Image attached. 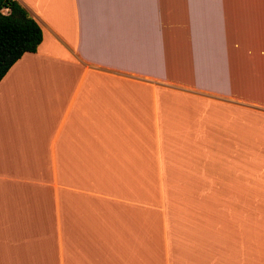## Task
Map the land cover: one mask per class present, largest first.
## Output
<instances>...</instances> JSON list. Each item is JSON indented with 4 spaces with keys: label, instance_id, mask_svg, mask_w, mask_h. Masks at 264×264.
<instances>
[{
    "label": "crops",
    "instance_id": "1",
    "mask_svg": "<svg viewBox=\"0 0 264 264\" xmlns=\"http://www.w3.org/2000/svg\"><path fill=\"white\" fill-rule=\"evenodd\" d=\"M14 1L0 264H264V0Z\"/></svg>",
    "mask_w": 264,
    "mask_h": 264
},
{
    "label": "trees",
    "instance_id": "2",
    "mask_svg": "<svg viewBox=\"0 0 264 264\" xmlns=\"http://www.w3.org/2000/svg\"><path fill=\"white\" fill-rule=\"evenodd\" d=\"M42 34L39 25L14 0H0V79L24 53H34Z\"/></svg>",
    "mask_w": 264,
    "mask_h": 264
},
{
    "label": "rangeland",
    "instance_id": "3",
    "mask_svg": "<svg viewBox=\"0 0 264 264\" xmlns=\"http://www.w3.org/2000/svg\"><path fill=\"white\" fill-rule=\"evenodd\" d=\"M192 70V69H191ZM191 70H188L189 71V73L191 72Z\"/></svg>",
    "mask_w": 264,
    "mask_h": 264
}]
</instances>
